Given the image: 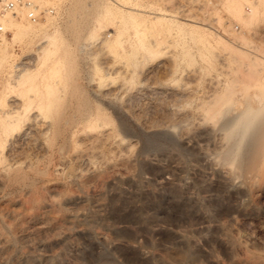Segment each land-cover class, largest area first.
<instances>
[{
    "label": "rangeland",
    "instance_id": "374dc122",
    "mask_svg": "<svg viewBox=\"0 0 264 264\" xmlns=\"http://www.w3.org/2000/svg\"><path fill=\"white\" fill-rule=\"evenodd\" d=\"M50 1L0 40V264H264V159L222 156L217 111L257 99L264 0Z\"/></svg>",
    "mask_w": 264,
    "mask_h": 264
},
{
    "label": "bare ground",
    "instance_id": "6f19581e",
    "mask_svg": "<svg viewBox=\"0 0 264 264\" xmlns=\"http://www.w3.org/2000/svg\"><path fill=\"white\" fill-rule=\"evenodd\" d=\"M113 2L119 4V0H112ZM125 1V0H124ZM232 0H226V3L229 4L231 3ZM237 1V0H236ZM46 2V1H45ZM44 2V3H45ZM75 2V0L73 1ZM75 4V8L73 9L74 10V14L78 13L79 11L82 10L83 8V5L85 4L84 0H76V2L74 3ZM234 4L235 6V3L232 2V5ZM256 4V3H255ZM73 7V6H72ZM228 7V6H227ZM239 7V6H238ZM23 7H19L15 10V13L13 14L12 12L10 11H7L5 13H3V15H0L1 17V24H3V27L4 28H8L10 29V31L12 32V38H15V37H19L20 35H23V34H36L40 31H42L45 27H47L45 24L46 22H39L38 20L36 21H30L26 18V20H28V23H26L25 25L21 24L20 21L16 20L14 17V15H17L19 12V14H22V10L20 11V9H22ZM232 8V7H230ZM229 9V8H228ZM235 9V8H234ZM55 10V8H54ZM106 10V9H105ZM78 11V12H77ZM229 11V10H227ZM82 12V11H81ZM104 12V10H103ZM102 12V13H103ZM109 12L106 10V13ZM238 12V11H237ZM101 13V12H100ZM105 13V12H104ZM51 14V13H50ZM164 14V13H163ZM162 14V15H163ZM47 15V14H45ZM44 15V16H45ZM101 17H105V15H102L100 14ZM99 15V16H100ZM14 16V17H13ZM43 16V17H44ZM48 16V15H47ZM98 16V18H99ZM108 16V15H106ZM157 17L156 15H152V17ZM165 16V15H164ZM153 17V18H154ZM163 17V16H162ZM3 18V19H2ZM75 18V17H74ZM77 18V17H76ZM159 20V18H157ZM228 19V18H227ZM47 20H49V17L47 18ZM76 20V19H75ZM104 20V19H103ZM135 20H139V19H135ZM163 20V19H162ZM99 21V20H98ZM48 22V21H47ZM143 22V21H141ZM145 22V21H144ZM147 22V21H146ZM32 23V24H31ZM73 24V22H72ZM107 24V23H106ZM141 23H139L140 25ZM101 25V24H100ZM143 25V24H141ZM45 26V27H44ZM144 27L146 26L145 24L143 25ZM142 27V28H144ZM81 28V27H80ZM146 28H148V26H146ZM135 29V28H134ZM150 29V28H149ZM137 30V29H136ZM144 30L145 32H147L145 29H142ZM148 30V29H147ZM45 31V30H44ZM43 31V32H44ZM79 31H81L80 33H82V30L79 29V25L76 24V22L71 26L70 28V33L71 35L73 36V45H75L76 42H78V40L81 38V35L79 33ZM150 32V30H148ZM137 32V31H136ZM139 32V31H138ZM147 32V34L149 33ZM195 32H198V31H195ZM195 32H192L194 34H196ZM229 32V31H228ZM200 33V32H199ZM211 33H213L211 31ZM230 33V32H229ZM135 34V33H134ZM138 34V33H136ZM146 34V33H145ZM146 34V35H147ZM141 35V34H140ZM150 35V33H149ZM145 36V40L147 42H145V40L143 41L142 39H139L140 37H137L139 40L137 43H139V47L141 48V50L143 49V51H147V52H151V53H154L156 54H159V51H161L162 48H160V42L161 40H159L160 42L157 41V38L155 40V38H151L153 36ZM157 35V34H156ZM192 35V34H191ZM199 35V34H198ZM216 35V34H215ZM4 36V34L1 35L0 37V40L2 39V37ZM35 36V35H34ZM195 35H193L194 37ZM214 36V35H213ZM136 37V36H135ZM155 37V36H154ZM196 37L197 34H196ZM199 37H201L199 35ZM221 37V36H220ZM147 38H149L147 40ZM165 41V40H164ZM218 41V40H217ZM205 42H210L208 40H206ZM7 43V41H4L3 42V45H5ZM102 43V42H101ZM163 43V42H162ZM161 43V44H162ZM197 43V41H196ZM77 44V43H76ZM77 46V45H76ZM80 46V44L78 45ZM210 46V45H209ZM107 47V46H106ZM3 48V47H2ZM5 48V47H4ZM3 48V49H4ZM214 48V47H213ZM2 50V49H0ZM136 50V49H135ZM189 49H187V51L185 52V54L187 56H191V54H189L190 51H188ZM144 51V52H145ZM2 52V51H1ZM129 52V51H128ZM132 52L131 51V55H132ZM134 53V52H133ZM192 53V52H191ZM213 53V52H212ZM153 54V55H154ZM156 54V55H157ZM1 56V55H0ZM204 56V55H203ZM214 56V54H213ZM186 57V56H185ZM188 58V57H187ZM204 58V57H203ZM164 59V58H163ZM213 59V58H212ZM262 59V58H261ZM264 59V58H263ZM263 59H262V62H263ZM0 60H2V58L0 57ZM1 62V61H0ZM261 62V63H262ZM24 63V62H23ZM22 63V64H23ZM264 63V62H263ZM263 63L261 64V66H263ZM148 64V63H147ZM248 64V63H247ZM254 64V63H253ZM258 64V63H257ZM260 64V62H259ZM21 66V65H20ZM248 66V65H247ZM246 67V66H245ZM26 68V67H25ZM21 69L20 71L16 72V75L13 77V81H10L12 84H14V86H18V85H21V84H24L27 80H28V77L31 78L29 76L30 73H28V71L26 69ZM262 68V67H261ZM153 69V68H152ZM171 69V68H170ZM263 69H264V66H263ZM263 69H259V70H263ZM166 70V69H165ZM254 69H252V72ZM258 70V69H257ZM171 71V70H170ZM259 72V73H258ZM258 75H257V78L254 79L253 81V84L254 86H256L255 88L258 89L257 91H259L257 95V99L256 101H254L255 103H253L252 99H251V96L249 94H247V92L244 93V95H242L241 98H238L237 99V102L235 103V105L233 103H228V105H225L224 107H221V108H216L217 111L220 113V116H223V120L219 123L220 124V129H222L224 132V135H225V138H226V147L223 148L222 150V156L223 157H228L230 158L231 161H236L237 162V159H234V156H236V154L238 155V152L241 148H245V151L247 153V164L248 166H252L254 164L259 163V160L261 159V162H262V159H264V72H263V76L261 75L262 72L258 71ZM249 73V72H248ZM228 74V73H227ZM235 74V73H234ZM255 74V72H254ZM260 74V76H259ZM251 76V74H248ZM252 76V77H253ZM237 83V82H236ZM8 84V83H7ZM11 85V84H10ZM12 86V85H11ZM188 86V85H187ZM243 87H245L243 85ZM233 88V87H232ZM238 91V90H237ZM220 96V95H218ZM254 97V96H253ZM236 98V97H235ZM218 99V98H217ZM232 101V100H231ZM227 103V102H226ZM231 104H233L234 106H232ZM221 105V104H220ZM48 106V105H47ZM222 106V105H221ZM209 107L211 108V106L209 105ZM203 108V107H202ZM210 108H206V112L209 111L211 113V109ZM85 110V109H84ZM205 110V109H204ZM216 111V110H215ZM205 112V113H206ZM214 110H212V113L211 115H213L214 113ZM217 112V113H218ZM97 113V112H96ZM209 113V114H210ZM219 113H218V116H219ZM80 114V113H79ZM208 114V113H207ZM216 114V113H215ZM214 114V115H215ZM6 115V114H5ZM61 115V114H60ZM210 115V117L212 118V116ZM80 116L78 120H72V122H69V124L71 126H76L82 122L83 120H91V115L89 113H86L83 112L81 115H78ZM77 116V117H78ZM94 116V115H93ZM101 114L97 113V117L96 118H100ZM216 117V116H214ZM76 118V117H75ZM48 119V118H47ZM97 119V120H98ZM66 120V119H65ZM70 120V119H69ZM96 120V121H97ZM16 121V120H15ZM92 121V120H91ZM210 121V120H209ZM10 123H12L13 121H9ZM94 122V121H93ZM92 122V123H93ZM9 123V124H10ZM15 124V122H13ZM48 123V122H47ZM46 123V124H47ZM61 123V122H60ZM66 123V122H65ZM8 124V123H7ZM6 124V125H7ZM13 124H10V126H12ZM16 125V124H15ZM15 125H13L12 127H14ZM66 125V124H65ZM69 125V127H70ZM31 126V125H30ZM67 126V125H66ZM11 127V128H12ZM46 127V126H45ZM48 127V126H47ZM63 127V126H62ZM89 127V126H88ZM59 128V127H58ZM58 128L55 130V131H60L58 130ZM65 129V126L63 127ZM71 128V127H70ZM74 129V127H72ZM14 129V128H13ZM31 129L30 127L27 129L29 130ZM55 129V128H54ZM61 129V128H60ZM45 130V129H44ZM69 130V128H68ZM67 132V131H66ZM63 133V131L61 132ZM67 134V133H66ZM62 135V134H61ZM68 136V134H67ZM66 136V137H67ZM8 137V136H7ZM65 137V136H64ZM65 137V138H66ZM68 138V137H67ZM70 141V140H69ZM65 142V141H64ZM225 142V141H224ZM66 145V143H64ZM62 144V146L64 145ZM38 146V145H37ZM60 146V147H62ZM225 146V145H224ZM64 147V146H63ZM31 149V148H30ZM241 151V150H240ZM241 154V153H240ZM1 156V155H0ZM240 156V157H239ZM238 157L241 158V155H239ZM246 156V155H245ZM233 157V159H232ZM2 157H0L1 159ZM228 158H225L228 159ZM236 158V157H235ZM229 160V159H228ZM242 160V159H240ZM3 161V160H2ZM230 163V162H229ZM237 163H240V161L238 160ZM238 166H240V164H238ZM255 166V165H254ZM252 166V167H254ZM72 213V212H71ZM73 215V214H72ZM71 215V216H72ZM70 217V216H68ZM71 219V218H69ZM1 243V241H0Z\"/></svg>",
    "mask_w": 264,
    "mask_h": 264
},
{
    "label": "built area",
    "instance_id": "2783aa9c",
    "mask_svg": "<svg viewBox=\"0 0 264 264\" xmlns=\"http://www.w3.org/2000/svg\"><path fill=\"white\" fill-rule=\"evenodd\" d=\"M19 7H23L24 16L30 21H36L45 14L54 12V6L50 0H46L45 3L42 0H0V15H3L7 11L14 14L15 10ZM233 26L234 28H238L237 23ZM5 31L6 29L3 27V24L0 23V37Z\"/></svg>",
    "mask_w": 264,
    "mask_h": 264
}]
</instances>
